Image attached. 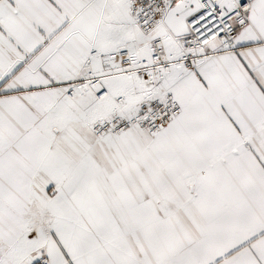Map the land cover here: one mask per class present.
<instances>
[{"label":"snow or ice","instance_id":"6c2138e0","mask_svg":"<svg viewBox=\"0 0 264 264\" xmlns=\"http://www.w3.org/2000/svg\"><path fill=\"white\" fill-rule=\"evenodd\" d=\"M0 264H264V0H0Z\"/></svg>","mask_w":264,"mask_h":264}]
</instances>
